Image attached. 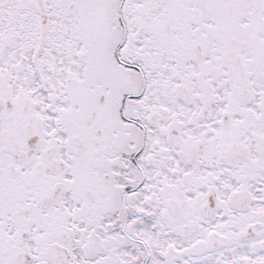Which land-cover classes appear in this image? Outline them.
<instances>
[{
    "label": "snow or ice",
    "instance_id": "1",
    "mask_svg": "<svg viewBox=\"0 0 264 264\" xmlns=\"http://www.w3.org/2000/svg\"><path fill=\"white\" fill-rule=\"evenodd\" d=\"M0 264H264V0H0Z\"/></svg>",
    "mask_w": 264,
    "mask_h": 264
}]
</instances>
